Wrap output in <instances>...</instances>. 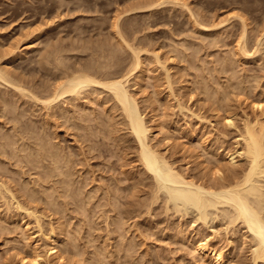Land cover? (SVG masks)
Instances as JSON below:
<instances>
[{
  "label": "rangeland",
  "instance_id": "obj_1",
  "mask_svg": "<svg viewBox=\"0 0 264 264\" xmlns=\"http://www.w3.org/2000/svg\"><path fill=\"white\" fill-rule=\"evenodd\" d=\"M163 1L164 0H159V4L160 2H163ZM174 1L175 0H167L166 2L169 4H166L164 2L163 5L160 6L158 5L157 0H0V62H1L0 71H4L6 72V74L8 73L6 79L9 80L8 84L6 81L4 82L0 80V86H2L0 87V104L2 103L0 105V114L3 116V118L5 117L3 119L2 116L0 115V129H1L0 130V154H1L0 158L2 159V160L0 159V174H1L0 185H3L4 183H5L4 185L8 184L6 186L9 187L11 192H13V194L17 197L16 200L20 202L22 206H25L26 209L29 208V211H32L31 209H33L32 212L34 216L36 215L35 217L33 215L28 216L29 215V213H27L29 212L28 210L27 211L16 210L17 212H15V208L11 206L10 203H9L10 205L8 204V202L10 201L9 200L10 195L5 194L7 197L4 196V198H2L1 190H0V199L2 200V202L0 200V225H1L0 226V264H21L19 260L20 255L22 256L25 251L27 253H30V250L32 253L33 247L39 248V251L42 254V258H43L42 264L44 263L45 264H66V263L70 264V262L71 264L72 263L79 264L78 262L79 259H80V264L82 263L84 264L87 261L88 262L86 264H88L89 262H90L89 264L91 263L96 264L97 262H98L97 264H104V263L106 264H128V262L129 264H134V263L136 264H140V263L141 264H215V261L212 260L211 258H207L203 260L200 257L199 253H196L195 249L193 250V248H195V245H196L195 244L196 240H198L199 238H202L203 236L206 237V239L209 238L211 248L212 249L215 248L214 250L216 253L222 254V256L225 259L224 260L225 264H251L252 263V258H250L251 257L250 251H252L253 249L252 248L253 246L251 245H254V244H252L253 239L251 237V234H249V232L247 233L245 232L247 230L243 225L241 226L242 224L241 222H236V225L235 224L233 225L235 227H233L232 224H230L231 218L229 215L227 218L223 210V209H227L230 212L229 207L227 208V207L219 206V208L215 210H202V209H198L194 207L193 204L190 205L187 202L186 204H183V202H181L180 199H179L180 202H178L177 199H175V195H176L174 194L175 191L173 190V193H170L172 192L171 190L174 189L172 186L171 187L170 185L161 186L159 184L161 187L160 188L158 183L155 182L156 181L155 177L152 176L149 172L147 174L146 169L143 167V165L140 162V158L138 157L139 148L135 141L134 136L131 135L130 133L131 131L129 129V126H127V121L123 116L124 114H122L123 110L121 111V107H119L114 102V100H112L111 92H108V90L102 87H99L98 89L96 87L97 89L96 92H98L97 94L95 95L90 94L91 97H88V94L90 93L89 92L87 96H85L86 98H84L83 95H81L79 99H77L78 102L76 100L75 101L72 100L71 95L65 96V98L63 99H66V102L63 103L60 100L58 101L60 102V104L56 102V104H58V107H57L58 111H57V108L54 110H51V109L49 110L48 107L46 108L44 106L45 104H43L42 102L43 100L46 101V99H48L49 96L54 92L53 90H55L56 84L60 85L59 83H62L65 81L64 79H66L67 74H73V73L76 74L77 72L78 73H81V72L88 73L96 77L98 76L97 79H100L99 81H102V82H108L114 78H119V76L120 77L124 76V73L128 74L126 71L130 72L129 71L130 69L131 71L134 70L132 69V67H133V64L135 63V56L132 57L133 53L131 54L132 51H130V48L128 46L131 44L130 46L131 48L132 46H134L132 50L136 49L138 50L137 51L138 53L140 51L139 55H140V59L142 60L141 62L143 64L141 65L140 69L143 70V71L141 70V72L143 73H139L140 69H137L136 72L132 71L135 73L132 74V77L130 78V82L127 84V89L134 98H137L136 100L138 101V104L140 103L139 107L141 106L140 109L142 113L144 114L143 117L145 119V122L147 123V126L149 127V129H151L150 132L152 135L150 134L149 136L150 137L149 145H152L153 150L155 149L159 155L161 154L162 156H164L163 158L167 160L166 162L169 161L168 164L171 163L170 164L171 166L175 165L174 169L176 167V170L178 172L180 171V173L182 174L185 173L184 175L187 178L194 179L198 181V183L203 182L202 180H204V182H209V180L213 177L211 175L214 172V170H212V173H211V168L216 167V165L213 166V164L211 163L212 162L214 164L217 163V162H214L215 161L214 155L217 159L219 156V155L216 156L215 152L218 151L217 154L221 152L219 159L220 160L222 158L223 159L220 162L221 163L224 162L222 165L224 167H227L228 161L226 160V157L224 158L222 156H225V153L227 154V151L234 152L236 151L237 148H239L240 150V147H239L240 145H237L238 140L240 139L239 138L240 134L238 133H240L239 131H241L240 128H243L244 126L243 123L245 122V120L247 121L249 119L250 122H255V120L258 118L257 120L260 119V121L264 123V111L257 110L254 107L256 103L257 105L258 103L261 105L264 104V0H177L175 1V3ZM181 4L183 5L180 6ZM188 11L190 14L188 13ZM191 16L193 17L191 18ZM239 17H242V18H239ZM241 19L243 22L241 21ZM116 20H118V22ZM115 23L118 26H116ZM243 24L246 25L247 28L246 26H243ZM199 25L201 27H199ZM115 28H117L118 30ZM243 30L246 31L247 34L245 33L244 35ZM120 36L123 38H121ZM240 37L242 40L240 39ZM244 37L246 41V43H244L247 48L246 50H249V53H253L254 51H256L254 54L255 56L253 55L248 58L247 55L242 54L243 52L239 53L241 52L240 48L239 49L237 48L239 47L238 45L241 41L244 42ZM238 39L240 40V42ZM215 41H217V43ZM125 42L128 43L127 47L123 45V44H126ZM124 46L128 49H126ZM186 46L187 48H185ZM142 48L143 50H141ZM257 49H258V54H256ZM152 55H155V57ZM241 55L242 56L244 55V57L242 58ZM227 56H230V57H227ZM157 58H160V59H157ZM232 58L233 59L235 58L237 60L234 59L233 61ZM230 60H232V62L233 63L235 62V63L233 64L232 62H230ZM191 61L193 62L191 63ZM226 61L229 63L226 64ZM48 64L51 66H49ZM101 65L102 66L104 65L105 69ZM107 65L111 66V68ZM76 67H78L79 69ZM192 67L193 68L196 67V68L193 69ZM99 68L103 69L102 72L100 71ZM4 69H6V71ZM90 69L93 71H91ZM88 70L90 73L88 72ZM98 72L100 73L98 74ZM110 74L115 77L111 76ZM107 75L110 77H108ZM116 75H119V76L117 77ZM168 75L169 77H167ZM106 78H108V81ZM168 78H170L171 80L169 81ZM203 79H207V80L203 81ZM11 82L14 87H18L19 89L14 88L11 85ZM20 83L23 84L24 87L23 85L20 86ZM203 83L205 84L203 85ZM173 85L174 87L173 89H171ZM205 85L206 87L207 86L210 87L209 89L211 90L213 88L214 91L213 90L212 91L214 93H215V90H218L216 92L220 94L215 93L214 95H216L217 96L216 97V96H213L212 94L213 92L210 93L209 91L206 93L204 91V89H206V87H204ZM223 86H225V89ZM233 86L234 87L237 86V89L236 87L234 88ZM51 87H53L54 89ZM199 87H201L203 90ZM222 88L223 90H221ZM240 88L241 90L242 89L244 90V93L243 91H240L242 92L241 94L239 93L238 90H240ZM22 90H24L23 93H22ZM249 90L251 91L250 93H249ZM222 91H226L227 94L229 93L228 96L231 98L229 97L227 98L226 96L227 94L224 95L225 93L221 94ZM19 92H21L22 94ZM235 92H238V93H235ZM41 93L42 94L44 93V94L42 95ZM30 94L34 95L33 97L35 100L32 99L33 98L32 96L30 97ZM206 95H209V96L206 97ZM222 95H223V98H222ZM212 96L216 97V99H213ZM92 98H94L93 99L94 101L92 100ZM97 98L99 101L97 100ZM225 98L226 100L228 99V101L230 102L232 101V102L230 103L226 101ZM1 99H2V102H1ZM30 99H32V101H30ZM36 99H39L41 102ZM24 100H25V103H24ZM221 104H224V106ZM18 105H19V108L17 107ZM62 105H63V108H62ZM180 105L181 107L184 105V107L180 108ZM216 105L218 106L216 107ZM101 107L103 108V110ZM219 107L221 108V111ZM15 108H18V109L16 110ZM223 108L224 110L222 112ZM102 111L103 113H101ZM224 111L227 113H225ZM83 112H86V114L84 113L85 114L84 115ZM31 113H33L32 114L33 116L31 115ZM43 113L44 115L42 116ZM62 113L64 115H62ZM224 114H225V117H223V119H226V120L221 119L222 116H224ZM94 115L96 116V118ZM229 116L232 117V119L235 120L238 124L235 122L234 123L232 122V124L231 125L229 124L230 125L229 126L228 125L229 121L227 119ZM64 117L65 118L67 117V118L65 119ZM227 121L228 123H226ZM56 122L58 124L60 123L59 124L60 126ZM124 122L125 124L123 125ZM125 125L127 126L126 129H125ZM235 125L237 129L235 128ZM88 126L90 129L88 128ZM41 129H43L44 131L46 129L45 131L46 133L43 130L41 131ZM80 131L85 132L86 135H84V133L83 135H81ZM11 132L13 134H11ZM29 132L31 133L33 132V133L31 134ZM236 133L238 135H236ZM53 134L55 135L54 137H53ZM14 136L15 138H13ZM55 137L56 139H54ZM207 138L210 140H208ZM8 140L10 142L16 141L12 143V146L13 144H15L13 146L14 147L13 149H12L10 142H9L10 144L5 143L6 141L8 142ZM40 140L43 141L42 143L44 145H53V146L55 145V147L60 148V151H62L63 155L65 156V159L66 158L69 160L71 159L70 161L67 160L69 161L71 165L66 160L62 161L63 160L62 159L59 161V159L57 158L58 163H59L58 166L59 165L60 166L54 167V165L57 164L56 163L57 160H54L52 156L51 158L50 155H49L50 158L49 157L45 158L46 155L44 156L40 154L42 157L45 158L43 159L44 161L41 162L40 159L42 158L40 157V155H37L36 153L37 152L36 149L38 147L43 146L41 145V146L36 147L38 144H41ZM34 141L38 143H35ZM51 141L52 142L54 141L53 144ZM44 142L45 143L49 142L50 144H45ZM7 144L9 146H7ZM23 144L24 146L26 145L27 147L26 146L24 147ZM199 144L201 145L200 147H199ZM210 144H212V146ZM209 146L212 148H210ZM216 146L217 148L219 147L220 148L217 149ZM1 148L3 149L1 150ZM18 148L26 150V152ZM89 149H90V152L92 151L91 153L89 152ZM210 149L212 152L209 151ZM204 150L208 153H206ZM24 152H25V155L28 154L27 159L23 158V156L26 157L23 154ZM14 153H17V155L20 157H18L17 155L15 156ZM3 155H4V158H3ZM211 156H213L214 161L212 160L213 158ZM5 157H6V160H4ZM18 158H20L19 161H18ZM209 158L211 159V162ZM9 159L11 160V162ZM50 159L51 160L53 159L55 161V164L53 163L54 161H51ZM26 160L27 161L29 160V162H27ZM35 160L36 161L38 160V161L36 162ZM30 161H32V163L37 166H33V164H30L31 167H29L28 163H30ZM45 162L48 164H46ZM244 162L245 160L240 161L239 162L240 166H236V167L237 168L242 167L243 165L241 164H244ZM86 164H88V166ZM38 165H40L41 167L40 166L38 167ZM61 165L62 166L64 165V166L62 167ZM67 165L69 169L68 167H66ZM209 165H211L210 169H209ZM10 166L13 168H11ZM25 167L27 168V170L23 169ZM35 167H36V171H34ZM52 168H56V169H54V171L51 172L53 170ZM47 169L48 170L52 169V170L48 172ZM70 169L73 171L70 172ZM226 169L227 168H225V170ZM238 169L240 170L241 168H238ZM21 170L24 173H22ZM42 170H44L45 172ZM67 170L69 171L68 175L70 176L66 174V172H68ZM205 171L208 174H210L211 177L208 174H206ZM60 172H61L60 175L64 173L63 179L61 178L59 174H57ZM72 172H75V173L70 174ZM47 173L49 174L48 176H47ZM262 174L263 173L260 174L261 176L259 175L260 177L259 179L257 178V181L258 180L261 181V182L258 181V183L259 184L262 183V186H263L264 185L263 184L264 174L263 175ZM11 175H12V178H11ZM45 175L48 177V179ZM32 176H36L35 179L37 180H35L34 177ZM59 176H60V179L58 180ZM205 176H206V180L208 179L207 178L208 176L210 177V179L206 181L204 179ZM40 177H43L44 179L46 178V180H48V184L46 180H43V178H40ZM217 178L219 182V177L217 176ZM8 179L10 181H8ZM11 179L14 183L11 182ZM56 179L58 181H61L62 179L64 181L63 184L67 182L68 187H66L67 184L63 185L62 181H61V184H62L61 185L60 182H58ZM17 180L20 182H18ZM80 180H82V182ZM28 181H31V182L29 183ZM70 181H72V183H74L75 181L74 185H72ZM77 181L78 183H76ZM86 181H89L88 182L89 184ZM2 182L3 184H1ZM34 182H36L37 184ZM40 182L43 183V188ZM216 182L217 181H215V183ZM31 183L34 184V186ZM12 185H15V186L12 187ZM24 185L25 186L28 185L27 189L30 187V189H32L33 191H30L28 189L29 190L28 192L26 191V189L25 190L22 189L21 187L26 188L24 187ZM59 185H61L62 187ZM63 186L66 187L68 190H65ZM118 186L120 188V191H118L119 190V188H117ZM157 186H158V189L160 188V191L157 189ZM60 187L61 189H59ZM80 188H82L83 190ZM108 188H110L111 190ZM20 191H22V193L26 191V194L27 192L30 194L31 192L35 191L34 195L38 196L37 194H39V196L38 198L35 196L37 198L36 199L32 196L33 193H31L32 199L34 198L35 200H37V202L38 201L39 202L38 203L36 202V204H34L35 203L34 200L27 201L29 200L30 196H28L27 194L28 197H25L26 195L25 192L21 196ZM67 191L68 193H66ZM84 191L86 194L85 193L83 194ZM90 191H92V193ZM262 191L264 192V188L262 189ZM94 192L96 193L95 196H94ZM156 192H158V194ZM43 193H45L46 196H44L45 194L43 195ZM40 194H42L43 196ZM47 194H50V195H47ZM73 194H74L73 198H71L72 196L71 197L68 196V195H73ZM66 195H67V199L69 200H65ZM170 195H172L174 201ZM47 196L49 197V199L51 196V199L50 200L47 199ZM76 196H78V199ZM90 196L93 198H90ZM89 198L91 201H88ZM4 199L6 203L4 202ZM92 199L93 200L95 199V201L93 202ZM110 199L113 201V203L112 201H110ZM116 199L118 201H116ZM47 200H49L51 204H49ZM64 200L66 201V203ZM78 200L81 203H79ZM71 201H74L75 203ZM23 202L24 203L28 202L27 203L28 206L24 204ZM32 202H34L33 205H32ZM60 203L63 206L60 205ZM97 203L98 205H96ZM4 204H6L7 206L6 205L4 206ZM43 204L44 206L46 205L45 206L47 207L46 209L44 208ZM74 204L75 206L77 205L76 206L77 208L74 206ZM81 204L83 205L87 204L88 206L87 209H86V206H83ZM104 204H107V206ZM113 205H115L117 209L114 208ZM8 206L10 208L12 207L13 210L12 208L9 209ZM35 206L38 208V210ZM82 206L84 208H82ZM92 207L93 208L95 207V208L93 209ZM98 207L100 209H98ZM166 207L169 208V211ZM61 208H62L63 213L62 211H60ZM120 208H122L123 210ZM43 209L44 211L46 210L47 212L49 211L50 213L49 212L47 213L46 211L44 212ZM78 209H80L81 212H79L80 210ZM82 209L86 210L84 211L85 214L83 213ZM117 210H120V211H117ZM140 210L142 212H140ZM90 211L91 213H94V215L96 216H94L93 214H89ZM130 212L133 215H131ZM8 213L10 214L8 215ZM40 215L41 216L43 215V217H40ZM78 215H80V217ZM105 216L109 218L106 217L105 219ZM119 216L121 217L122 220L123 219L124 220L122 221L119 218ZM31 217H33L34 219ZM37 217L40 218L39 221L42 219L41 220L42 227L40 228V233H39V227L36 223L37 221L35 220L37 219ZM64 217H66V219ZM1 219H2V222H1ZM112 220L114 224L112 223ZM115 220H116V223H115ZM91 221L94 223H91ZM85 222L87 223L85 224ZM118 222L121 223L120 227H121L122 232L118 230L120 229V227L118 229L116 228L117 226H119L117 225ZM104 223H107V224L104 225ZM94 225L97 228L94 227ZM79 226H81V229ZM1 227H4L5 229ZM1 229H4V231ZM14 229H15V234H14ZM61 229L62 230L64 229V231L62 232ZM65 230L67 231L69 237H66L67 233L65 232ZM91 230H92V233H91ZM51 231H55L58 238L60 237L59 238L60 242L58 244L60 243L61 244L58 246H63L64 244L66 245L65 247H67L66 248L67 251L65 250L64 246H63L64 251H62L63 247L61 248L62 250L60 249L62 256L63 255L65 256L67 252V256L65 257L63 256V259H61V262H59L60 260H58L57 258L53 259L49 257V254L46 253L48 249V242H47L48 237L47 236L48 234H50ZM41 235H42V238H41ZM137 235H138V238H137ZM177 236L179 237L177 238ZM71 237H75V238H71ZM107 237L109 238V240L105 239ZM70 238L71 240L72 239L74 240L71 241ZM130 238L132 239L130 240ZM133 238L135 239V241H133ZM125 239H128V240H125ZM211 239L214 241H211ZM75 240L77 243L76 245L74 242ZM39 241L41 242L39 243ZM130 241L133 242L132 245ZM28 242L31 244H29ZM73 242H74V245H73ZM104 242L105 244L106 243L108 244L105 245ZM24 243L26 245L28 244L29 245L26 246ZM128 243L132 246V248L128 247L130 246L128 245ZM18 244H19V248L17 246ZM78 244L79 246H77ZM102 244H103V247H102L103 249L101 248ZM30 245H32L31 246L32 248L30 247ZM68 245L70 248L68 247ZM76 246L81 249V250L79 249L80 251L78 250L79 252L77 251L78 248L74 249L75 252L73 251V247H76ZM126 248H128L129 251L130 249L132 250V253L130 251V255H129V252L127 251L128 249L125 250ZM93 251L95 252L93 253ZM124 252H125V255H124ZM14 253H17V254H14ZM69 253L71 254V256L69 255ZM76 253L78 255V259L77 257L73 255V254L76 255ZM79 255L80 256L83 255L82 259L79 257ZM102 256L105 257V258L103 257L105 262L102 261L103 260V258L101 259ZM98 257L100 258L98 259ZM76 260H77V263H76Z\"/></svg>",
  "mask_w": 264,
  "mask_h": 264
},
{
  "label": "bare ground",
  "instance_id": "obj_2",
  "mask_svg": "<svg viewBox=\"0 0 264 264\" xmlns=\"http://www.w3.org/2000/svg\"><path fill=\"white\" fill-rule=\"evenodd\" d=\"M158 1V5H163V3L165 2L166 4H169V3H167L165 0L163 1V2H160V4H159V0H157ZM175 1H177V0H175ZM175 1H174V3H175ZM153 2V1H152ZM188 2V1H187ZM171 3V2H170ZM145 4V3H144ZM152 4V3H151ZM188 4V3H187ZM190 4V3H189ZM155 5V4H154ZM157 5V4H156ZM183 4H181L180 6H182ZM159 6V7H160ZM176 6V5H175ZM150 7V6H149ZM152 7V6H151ZM184 7V6H183ZM187 9V8H186ZM190 11V10H189ZM189 11H188V13H189ZM191 12V11H190ZM190 14V13H189ZM196 14V13H195ZM190 16V15H189ZM237 16V15H236ZM236 16H235V18H236ZM193 16H191V18H192ZM198 17V16H197ZM232 17V16H231ZM239 18H242V17H239ZM196 19H198V18H196ZM196 19H194V20H196ZM201 19H202V17H201ZM204 19V18H203ZM193 20V21H194ZM117 22H118V20H116ZM204 21V20H203ZM207 21V20H206ZM226 21V20H225ZM241 21H242V19H241ZM240 21V22H241ZM245 21V20H244ZM195 22H197V21H195ZM201 22V21H200ZM243 22V21H242ZM116 24V23H115ZM196 24V23H195ZM198 24V23H197ZM201 25V24H200ZM199 25V27H201ZM116 26H118L117 24H116ZM195 26V25H194ZM193 26V27H194ZM198 26V25H197ZM243 26H246V25H244L243 24ZM205 27V26H204ZM203 27V28H204ZM211 27H213V26H211ZM217 28V27H216ZM246 28H247V26H246ZM115 29H117V28H115ZM200 29V28H199ZM205 29V28H204ZM118 30V29H117ZM116 30V31H117ZM206 30V29H205ZM246 30V29H245ZM115 31V32H116ZM195 31V30H194ZM210 31V30H209ZM248 31V30H247ZM118 32V31H117ZM201 33V32H200ZM241 33V32H240ZM243 33H244V35H245V33H246V31H244L243 30ZM247 34V33H246ZM241 35V34H240ZM243 36V35H242ZM248 36V35H247ZM121 37V36H120ZM219 37V36H218ZM121 38H123V37H121ZM120 38V39H121ZM207 38V37H206ZM119 39V40H120ZM240 39H241V37H240ZM246 39H248V38H246ZM127 40V39H126ZM206 40V39H205ZM208 40V39H207ZM239 40V39H238ZM242 40V39H241ZM121 42V41H120ZM216 43H217V41H215ZM239 42H240V40H239ZM248 42V41H247ZM126 43V42H125ZM206 43V42H205ZM244 43H246V41H245V37H244V42L243 41H241L240 43H239V47L237 48V49H239L240 48V51L241 52H239V53H242V54H245V55H247L248 56V58L250 57V56H253L254 54H255V52L256 51H254L253 53H249V50H246L247 48H246V46H245V44ZM108 44V43H107ZM127 44L128 43H126V44H123V45H125L126 47H127ZM209 44V43H208ZM257 44V43H256ZM100 45V44H99ZM133 45V44H132ZM237 45V44H236ZM258 45V44H257ZM106 46V45H105ZM110 46V45H109ZM124 46V47H125ZM129 46V48H130V51H132L131 52V54H132V57L133 56H135V63L133 64V67H132V69H134V70H132V71H137V69H140V67H141V65H143L142 64V60L140 59V55H139V53H140V51H139V53L137 52L138 50H136V49H134V50H132V48H134V46H132V48L130 47L131 46V44L130 45H128ZM140 46V45H139ZM215 46V45H214ZM241 46V47H240ZM62 47V46H61ZM125 47V48H126ZM248 47V46H247ZM101 48V47H100ZM105 48V47H104ZM111 48H112V46H111ZM177 48V47H176ZM185 48H187V46L185 47ZM208 48V47H207ZM250 48V47H249ZM69 49V48H68ZM126 49H128V48H126ZM178 49V48H177ZM65 50V49H64ZM98 50H99V48H98ZM102 50V49H101ZM135 50H136V52H135ZM140 50V49H139ZM141 50H143V48L141 49ZM252 50V49H251ZM95 51V50H94ZM111 51V50H110ZM114 51V50H113ZM145 51V50H144ZM175 51H176V49H175ZM202 51V50H201ZM235 51V50H234ZM55 52H56V50H55ZM60 52V51H59ZM103 52V51H102ZM109 52V51H108ZM120 52V51H119ZM118 52V53H119ZM174 52V51H173ZM230 52V51H229ZM61 53V52H60ZM101 53V52H100ZM110 53V52H109ZM115 53V52H114ZM114 53H113V55H114ZM178 53V52H177ZM181 53V52H180ZM238 53V54H239ZM108 54V53H107ZM228 54V53H227ZM232 54H234V53H232ZM231 54V55H232ZM256 54H258V49H257V53ZM103 55V54H102ZM109 55V54H108ZM111 55V54H110ZM174 55V54H173ZM192 55V54H191ZM229 55V54H228ZM52 56V55H51ZM96 56V55H95ZM95 56H94V58H95ZM107 56V55H106ZM152 56H154L155 57V55H152ZM177 56V55H176ZM196 56V55H195ZM233 56V55H232ZM242 56V55H241ZM255 56V55H254ZM49 57H50V55H49ZM65 57V56H64ZM100 57V56H99ZM102 57V56H101ZM119 57V56H118ZM159 57V56H158ZM226 57V56H225ZM227 57H230V56H227ZM244 57V55L242 56V58ZM48 58V57H47ZM56 58V57H55ZM58 58V57H57ZM59 58H60V56H59ZM62 58V57H61ZM103 58V57H102ZM109 58V57H108ZM153 58V57H152ZM186 58H187V56H186ZM46 59V58H45ZM118 59V58H117ZM134 59V58H133ZM143 59V58H142ZM157 59H160V58H157ZM156 59V60H157ZM235 59V58H234ZM234 59L232 58V60L234 61ZM253 59V58H252ZM48 60V59H47ZM57 60V59H56ZM59 60V59H58ZM67 60V59H66ZM101 60V59H100ZM112 60V59H111ZM188 60V59H187ZM186 60V61H187ZM194 60V59H193ZM226 60V59H225ZM225 60H224V62H225ZM232 60H230V62H232ZM235 60H237V59H235ZM63 61H64V59H63ZM114 61V60H113ZM134 61V60H133ZM47 62V61H46ZM59 62V61H58ZM106 62V61H105ZM132 62V61H131ZM158 62V61H157ZM161 62V61H160ZM193 61H191V63H192ZM1 63V62H0ZM48 63V62H47ZM50 63V62H49ZM98 63V62H97ZM96 63V64H97ZM144 63V62H143ZM227 63H229V62H227L226 61V64ZM233 63V62H232ZM235 63V62H234ZM233 63V64H234ZM110 64H111V62H110ZM117 64V63H116ZM201 64V63H200ZM220 64H222V63H220ZM224 64V63H223ZM46 65V64H45ZM49 65V64H48ZM59 65H61V64H59ZM63 65V64H62ZM70 65V64H69ZM105 65V64H104ZM104 65L102 66L103 68H104ZM131 65V64H130ZM160 65H162V64H160ZM229 65H231V64H229ZM228 65V66H229ZM49 66H51V65H49ZM68 66V65H67ZM94 66H96V65H94ZM107 66H109V65H107ZM121 66V65H120ZM119 66V67H120ZM129 66V65H128ZM224 66V65H223ZM227 66V67H228ZM46 67V66H45ZM54 67V66H53ZM60 67V66H59ZM92 67V66H91ZM106 67V66H105ZM110 68H111V66H109ZM164 67H166V66H164ZM5 68V67H4ZM65 68V67H64ZM76 68H78V67H76ZM96 68V67H95ZM107 68V67H106ZM113 68V67H112ZM116 68V67H115ZM123 68V67H122ZM130 68H131V66H130ZM193 68V67H192ZM194 68H196V67H194ZM193 68V69H194ZM226 68V67H225ZM10 69V68H9ZM55 69V68H54ZM79 69V68H78ZM98 69V68H97ZM100 69V68H99ZM105 69V68H104ZM166 69V68H165ZM198 69V68H197ZM201 69V68H200ZM224 69V68H223ZM5 71H6V69H4ZM91 70V69H90ZM102 70L103 69H100V71L102 72ZM106 70H108V69H106ZM111 70V69H110ZM121 70V69H120ZM127 70H129V69H127ZM141 70L142 69H140V72H139V70H138V72L139 73H143V72H141ZM70 71V70H69ZM72 71V70H71ZM78 71V70H77ZM91 71H93V70H91ZM130 72H128V71H126L128 74H126V73H124V76H119V75H116L117 77L119 76V78H114V79H112V80H110V81H108V78H106L107 79V81L108 82H102V81H99L100 79H97V77L96 76H93V75H90V74H88V73H76V74H67V76H66V79H64L65 81L64 82H62V83H59L60 85H58V84H56V88H55V90H53L54 92L49 96V98L48 99H46V101L45 100H43L42 102H43V104H45L44 106L47 108L48 107V109L50 110H54V109H56L57 107H58V104H56V102H58L59 100L60 101H62L63 103L64 102H66V99H63V98H65V96H68V95H71L72 97H71V99L72 100H76L77 101V99H79V97L81 96V95H83V97L84 98H86L85 96H87V94H88V97H91V95L90 94H93V95H95V94H97L98 92H96V90L99 88V87H102V88H104V89H106V90H108V92H111L112 94V100H114V102L119 106V107H121V111L123 110V113L122 114H124L123 116H124V118L126 119V121H127V126H129V129H130V133H131V135H133L134 136V138H135V141H136V143H137V145H138V148H139V158H140V162H141V164L143 165V167L146 169V171H147V174H148V172L152 175V176H154L155 177V179H156V181L155 182H157L158 183V185L160 184L161 186H167V185H170V187L172 186L174 189H172L171 191L172 192H170V193H173V190L175 191V193L174 194H176L175 195V199H177V201L178 202H180V200H181V202H183V204H186V202L187 203H189L190 205L191 204H193L194 205V207H196V208H198V209H202V210H215V209H218L219 208V206L221 207H229L230 209V212L227 210V209H223L224 210V213H225V216H227V218H228V215L230 216V218H231V223L230 224H232V226L235 224L236 225V222H241L242 224H241V226L243 225L245 228H246V230L247 231H245L246 233L247 232H249V234H251V237H252V244H254V245H251V246H253L252 248V251H250L251 253V257L250 258H252V263L251 264H264V192L262 191V189L264 188V185L262 186V183H258V181H257V178L259 179V177L261 176L260 174L261 173H263L264 174V123H262L261 121H260V119L259 120H257L256 118V120H255V122H250L249 121V119L246 121L245 119V122L243 123L244 124V126H243V128H240V126H239V128H240V130L241 131H239L240 133H238V134H240L239 135V140H238V143H237V145H240L239 147H240V150H239V148H237L236 149V151H234V152H228L227 151V154L225 153V156H222V157H226V160L228 161L227 162V164H228V166L227 167H224L222 164L224 163L223 161V163H221L220 161L223 159H219L220 157V153L221 152H219V154H217L218 153V151L217 152H215V154H216V156L217 155H219L218 156V159L215 157V155H214V158H215V161H214V158H213V156H211L213 159V161L214 162H217V163H211V164H213V166H215L216 165V167H212L211 168V173H212V170H214V172H213V174L211 175V176H213L211 179H210V174H208L206 171V174H208L209 176L207 177L208 179L207 180H209V182H204V180H202L203 182H199L198 183V181H196V180H194V179H189V178H187L184 174H182V173H180V171L178 172L177 170H176V167H175V169H174V166L172 167L170 164L171 163H169L168 164V162H166L167 160L165 159V158H163L164 156H162L161 154L159 155L158 154V152H156V150L154 151L153 150V146L152 145H149L150 143V141H149V136H150V134H151V129H149V127L147 126V123L145 122V119H144V117H143V113H142V111H141V109H140V107H139V104H138V101L136 100L137 98H134L132 95H131V93L128 91V89H127V84L130 82V78L132 77V74L133 73H135V72H132L131 71V69L129 70ZM143 71V70H142ZM68 72V71H67ZM88 72H89V70H88ZM96 72H97V70H96ZM111 72V71H110ZM145 72V71H144ZM198 72V71H197ZM202 72V71H201ZM63 73V72H62ZM90 73V72H89ZM100 72H98V74H99ZM105 73V72H104ZM122 73V72H121ZM8 74V73H7ZM7 74H6V72H4V71H0V80H2V81H6L7 82V84H8V81L9 80H7L6 78H7ZM11 74V73H10ZM66 74V73H65ZM97 74V73H96ZM103 74V73H102ZM108 74V73H107ZM119 74V73H118ZM126 74V75H125ZM201 74V73H200ZM199 74V75H200ZM111 75V74H110ZM197 75V74H196ZM202 75V74H201ZM9 76V75H8ZM62 76V75H61ZM65 76V75H64ZM103 76V75H102ZM101 76V77H102ZM108 76V75H107ZM111 76H113V75H111ZM140 76H142V75H140ZM10 77V76H9ZM105 77H106V75H105ZM108 77H110V76H108ZM113 77H115V76H113ZM136 77V76H135ZM145 77V76H144ZM167 77H169V75L167 76ZM198 77V76H197ZM201 77V76H200ZM203 77H205V76H203ZM56 78V77H55ZM61 78V77H60ZM133 78H134V76H133ZM143 78V77H142ZM235 78V77H234ZM9 79V78H8ZM12 79V78H11ZM62 79V78H61ZM106 79H105V81H106ZM169 79V81L171 80L170 78H168ZM232 79V78H231ZM237 79V78H236ZM60 80V79H59ZM140 80H142V79H140ZM202 80V79H201ZM204 80H207V79H203V81ZM209 80V79H208ZM234 80V79H233ZM1 81V82H2ZM11 81V80H10ZM19 81V80H18ZM22 81H23V79H22ZM173 81V80H172ZM235 81H237V80H235ZM239 81V80H238ZM14 82V81H13ZM59 82V81H58ZM175 82V81H174ZM10 83V82H9ZM54 83V82H53ZM140 83V82H139ZM170 83V82H169ZM172 83V82H171ZM230 83V82H229ZM205 83H203V85H204ZM207 84V83H206ZM211 84V83H210ZM220 84V83H219ZM246 84V83H245ZM10 85V84H9ZM11 85H12V82H11ZM15 85V84H14ZM16 85H17V83H16ZM21 85H23V84H21L20 83V86ZM27 85V84H26ZM51 85V84H50ZM130 85V84H129ZM169 85V84H168ZM171 85V84H170ZM235 85V84H234ZM236 85H238V84H236ZM240 85V84H239ZM13 86V85H12ZM18 86H19V84H18ZM35 86V85H34ZM33 86V87H34ZM136 86V85H135ZM202 86V85H201ZM213 86V85H212ZM220 86V85H219ZM249 86H251V85H249ZM253 86V85H252ZM0 87H2V86H0ZM14 87V86H13ZM23 87H24V85H23ZM26 87V86H25ZM47 87V86H46ZM96 87H97V89H96ZM131 87V86H130ZM170 87V86H169ZM173 87H174V85L172 86V88L171 89H173ZM204 87H206V85L204 86ZM208 87V86H207ZM206 87V89H204V91L207 93V92H209L210 91V93L211 92H213L214 90H213V88H212V90L211 89H209L210 87H208L207 88ZM224 87V89H225V86H223ZM234 87V86H233ZM236 87V89H237V86H235ZM234 87V88H235ZM240 87V86H239ZM14 88H17V89H19L18 87H14ZM32 88V87H31ZM51 88H53V87H51ZM101 88V89H102ZM199 88H201V87H199ZM229 88V87H228ZM232 88V87H231ZM247 88V87H246ZM22 89V88H21ZM30 89V88H29ZM28 89V90H29ZM54 89V88H53ZM202 89V88H201ZM200 89V90H201ZM233 89V88H232ZM239 89V88H238ZM245 89V88H244ZM249 89V88H248ZM47 90H48V88H47ZM105 90V91H106ZM170 90V89H169ZM175 90V89H174ZM203 90V89H202ZM221 90H223V88L221 89ZM226 90H227V88H226ZM234 90V89H233ZM252 90V89H251ZM16 91V90H15ZM23 91L24 90H22V93H23ZM31 91V90H30ZM29 91V92H30ZM100 91V90H99ZM203 91V92H204ZM216 91H218V90H215V93L216 94H220V93H217ZM219 91H220V89H219ZM229 91V90H228ZM232 91V90H231ZM235 91V90H234ZM237 91V90H236ZM239 91V93L241 94L242 92H240V91H243V93H244V90L242 89L241 90V88H240V90H238ZM246 91H247V89H246ZM27 92V91H26ZM37 92V91H36ZM44 92V91H43ZM96 92V93H95ZM172 92H173V90H172ZM175 92V91H174ZM251 91L249 90V93H250ZM17 93V92H16ZM19 93H21V92H19ZM21 93V94H22ZM100 93V92H99ZM202 93V92H201ZM214 92L212 93L213 94V96H216V95H214L215 94ZM225 93V94H224ZM235 93H238V92H235ZM234 93V94H235ZM27 94V93H26ZM38 94V93H37ZM42 94V93H41ZM40 94V95H41ZM44 94V93H43ZM42 94V95H43ZM101 94V93H100ZM203 94V93H202ZM221 94H224V95H226L227 94V92L226 91H222L221 92ZM229 94V93H228ZM228 94L226 95L227 96V98L229 97L228 96ZM246 94V93H245ZM245 94H243V95H245ZM7 95V94H6ZM13 95H14V93H13ZM48 95V94H47ZM90 95V96H89ZM99 95V94H98ZM135 95V94H134ZM173 95V94H172ZM211 95V94H210ZM239 95V94H238ZM248 95V94H247ZM10 96V95H9ZM27 96V95H26ZM33 97L34 95H31L30 94V97ZM36 96V95H35ZM74 96V97H73ZM106 96V95H105ZM171 96V95H170ZM207 96H209V95H206V97ZM212 96V97H213ZM221 96V95H220ZM39 97V96H38ZM37 97V98H38ZM48 97V96H47ZM46 97V98H47ZM88 97H87V99H88ZM93 97V96H92ZM98 97V96H97ZM111 97V96H110ZM205 97V98H206ZM217 97V96H216ZM216 97H213V99H216ZM24 98H25V96H24ZM27 98H29V97H27ZM26 98V99H27ZM74 98V99H73ZM101 98V97H100ZM175 98V97H174ZM209 98V97H208ZM207 98V99H208ZM211 98V97H210ZM222 98H223V95H222ZM229 98H231V97H229ZM21 99V98H20ZM32 99H34V97L32 98ZM32 99H30V101H32ZM61 99H63V100H61ZM70 99V98H69ZM94 98H92V100H93ZM109 99H111V98H109ZM171 99V98H170ZM206 99V100H207ZM213 99H212V101H213ZM217 99H219V98H217ZM6 100V99H5ZM35 100V99H34ZM34 100H33V102H34ZM36 100H39V99H36ZM85 100V99H84ZM97 100H98V98H97ZM111 100V101H112ZM225 100H226V98H225ZM40 101V100H39ZM45 101V102H44ZM82 101V100H81ZM86 101V100H85ZM90 101V100H89ZM94 101V100H93ZM99 101V100H98ZM226 101H228V99L226 100ZM225 101V102H226ZM241 101V100H240ZM1 102H2V99H1ZM4 102V101H3ZM8 102V101H7ZM29 102V101H28ZM36 102V101H35ZM41 102V101H40ZM61 102V103H62ZM78 102V101H77ZM113 102V101H112ZM217 102V101H216ZM228 102H230V101H228ZM232 102V101H231ZM230 102V103H231ZM258 102H260V101H258ZM6 103V102H5ZM24 103H25V100H24ZM37 103V102H36ZM35 103V104H36ZM59 104H60V102H58ZM68 103V102H67ZM72 103V102H71ZM148 103V102H147ZM179 103V102H178ZM211 103V102H210ZM220 103H222V102H220ZM2 104V103H1ZM0 104V105H1ZM4 104V103H3ZM41 104V103H40ZM55 104V105H54ZM74 104H76V103H74ZM80 104V103H79ZM93 104V103H92ZM154 104V103H153ZM182 104V103H181ZM219 104V103H218ZM234 104V103H233ZM31 105V104H30ZM34 105V104H33ZM37 105V104H36ZM69 105V104H68ZM72 105V104H71ZM70 105V106H71ZM94 105V104H93ZM214 105V104H213ZM221 105H223L224 106V104H221ZM264 105V104H263ZM263 105H261V104H259L258 103V105H257V103H256V105L254 106L257 110H260V111H264V106ZM27 106V105H26ZM29 106V105H28ZM73 106V105H72ZM79 106V105H78ZM85 106V105H84ZM95 106V105H94ZM106 106V105H105ZM104 106V107H105ZM114 106V105H113ZM145 106V105H144ZM218 105H216V107H217ZM220 106V105H219ZM226 106H227V104H226ZM232 106V105H231ZM252 106V105H251ZM18 108H19V105L17 106ZM22 107V106H21ZM36 107V106H35ZM60 107V106H59ZM66 107V106H65ZM89 107V106H88ZM97 107V106H96ZM152 107V106H151ZM150 107V108H151ZM184 107V105L181 107V105H180V108H183ZM213 107V106H212ZM216 107H214V108H216ZM222 107V106H221ZM12 108H14V107H12ZM18 108H15L16 110L18 109ZM32 108V107H31ZM62 108H63V105H62ZM69 108V107H68ZM71 108V107H70ZM81 108V107H80ZM100 108V107H99ZM102 108V107H101ZM115 108V107H114ZM220 108V107H219ZM229 108V107H228ZM4 109V108H3ZM36 109V108H35ZM61 109V108H60ZM76 109V108H75ZM78 109V108H77ZM106 109V108H105ZM144 109V108H143ZM149 109V108H148ZM22 110V109H21ZM42 110H43V108H42ZM68 110V109H67ZM81 110V109H80ZM100 110V109H99ZM102 110H103V108H102ZM115 110V109H114ZM152 110H153V108H152ZM223 110H224V108L222 109V112H223ZM230 110H232V109H230ZM7 111V110H6ZM29 111V110H28ZM31 111V110H30ZM46 111V110H45ZM57 111H58V108H57ZM60 111V110H59ZM62 111V110H61ZM90 111V110H89ZM93 111V110H92ZM95 111V110H94ZM98 111V110H97ZM101 111V110H100ZM184 111H185V109H184ZM211 111V110H210ZM220 111H221V108H220ZM18 112H20V111H18ZM32 112V111H31ZM51 112V111H50ZM63 112V111H62ZM66 112V111H65ZM77 112V111H76ZM79 112H81V111H79ZM180 112H182V111H180ZM225 112V111H224ZM231 112V111H230ZM229 112V113H230ZM27 113V112H26ZM36 113H38V112H36ZM42 113V112H41ZM47 113V112H46ZM55 113H56V111H55ZM59 113V112H58ZM86 114V112H83V114ZM88 113V112H87ZM91 113V112H90ZM101 113H103V111L101 112ZM213 113H215V112H213ZM225 113H227V112H225ZM5 114V113H4ZM33 113H31V115H32ZM51 114V113H50ZM84 114V115H85ZM216 114H218V113H216ZM256 114V113H255ZM1 115V114H0ZM6 115V114H5ZM11 115V114H10ZM13 115V114H12ZM16 115V114H15ZM44 115V113L42 114V116ZM56 115V114H55ZM61 115V114H60ZM62 115H64L63 113H62ZM61 115V116H62ZM111 115V114H110ZM109 115V116H110ZM145 115H147V114H145ZM221 115V114H220ZM219 115V116H220ZM233 115V114H232ZM2 116V115H1ZM25 116V115H24ZM33 116V115H32ZM47 116V115H46ZM49 116H51V115H49ZM54 116V115H53ZM57 116V115H56ZM75 116V115H74ZM78 116V115H77ZM83 116V115H82ZM87 116V115H86ZM95 116V115H94ZM112 116V115H111ZM218 116V117H219ZM227 116V115H226ZM234 116V115H233ZM238 116V115H237ZM247 116V115H246ZM263 116V115H262ZM59 117V116H58ZM70 117V116H69ZM91 117H93V116H91ZM223 117H225V114H224V116H222V118L221 119H223ZM230 117V116H229ZM227 118L228 119V121H229V123H228V121L226 122V123H228V125L230 124H232V122L234 123H237L235 120H233L232 119V117H230V118ZM235 117V116H234ZM2 118H3V116H2ZM5 118V117H4ZM3 118V119H4ZM40 118V117H39ZM39 118H38V120H39ZM46 118V117H45ZM51 118V117H50ZM65 118V117H64ZM63 118V119H64ZM67 118V117H66ZM65 118V119H66ZM88 118V117H87ZM95 118H96V116H95ZM101 118V117H100ZM115 118V117H114ZM262 118V117H261ZM43 119V118H42ZM53 119V118H52ZM82 119H83V117H82ZM86 119V118H85ZM116 119V118H115ZM243 119V118H242ZM15 120H17V119H15ZM50 120V119H49ZM54 120V119H53ZM59 120V119H58ZM121 120V119H120ZM215 120V119H214ZM218 120V119H217ZM223 120H226V119H223ZM11 121H13V120H11ZM64 121V120H63ZM88 121V120H87ZM89 121H91V120H89ZM93 121V120H92ZM124 121V120H123ZM251 121H253V120H251ZM26 122V121H25ZM45 122V121H44ZM47 122V121H46ZM50 122V121H49ZM54 122V121H53ZM67 122V121H66ZM86 122V121H85ZM111 122V121H110ZM148 122V121H147ZM217 122V121H216ZM1 123H3V122H1ZM30 123V122H29ZM43 123V122H42ZM51 123V122H50ZM55 123V122H54ZM57 123V122H56ZM68 123V122H67ZM69 123H70V121H69ZM80 123V122H79ZM91 123V122H90ZM104 123H106V122H104ZM213 123V122H212ZM10 124V123H9ZM48 124V123H47ZM46 124V125H47ZM52 124V123H51ZM58 124V123H57ZM60 124V123H59ZM58 124V125H59ZM66 124V123H65ZM94 124V123H93ZM92 124V125H93ZM97 124V123H96ZM109 124H111V123H109ZM108 124V125H109ZM125 124V122L123 123V125ZM211 124V123H210ZM224 124V123H223ZM238 124V123H237ZM5 125V124H4ZM22 125V124H21ZM20 125V126H21ZM67 125V124H66ZM76 125V124H75ZM74 125V126H75ZM95 125V124H94ZM98 125V124H97ZM105 125V124H104ZM149 125H150V123H149ZM227 125V124H226ZM225 125V126H226ZM227 125V126H228ZM229 125V126H230ZM234 125V124H233ZM10 126V125H9ZM12 126V125H11ZM16 126V125H15ZM31 126V125H30ZM60 126V125H59ZM96 126V125H95ZM101 126V125H100ZM110 126V125H109ZM126 125H125V129H126V127H127ZM212 126H213V124H212ZM8 127V126H7ZM42 127V126H41ZM53 127V126H52ZM94 127V126H93ZM107 127V126H106ZM242 127V126H241ZM2 128V127H1ZM6 128V127H5ZM15 128H17V127H15ZM43 128V127H42ZM88 128H89V126H88ZM152 128V127H151ZM235 128H236V125H235ZM4 129V128H3ZM9 129H10V127H9ZM49 129V128H48ZM90 129V128H89ZM213 129V128H212ZM237 129V128H236ZM243 129V130H242ZM1 130V129H0ZM5 130V129H4ZM12 130V129H11ZM14 130V129H13ZM16 130V129H15ZM21 130V129H20ZM32 130V129H31ZM30 130V131H31ZM43 129H41V131H42ZM77 130H78V128H77ZM81 130V129H80ZM95 130V129H94ZM193 130V129H192ZM215 130V129H214ZM33 131V130H32ZM44 131V130H43ZM45 131H46V129H45ZM44 131V132H45ZM57 131V130H56ZM91 131V130H90ZM97 131V130H96ZM5 132V131H4ZM18 132H19V130H18ZM22 132V131H21ZM25 132V131H24ZM50 132V131H49ZM79 132V131H78ZM81 132V131H80ZM101 132V131H100ZM192 132V131H191ZM218 132V131H217ZM238 132V131H237ZM16 133V132H15ZM29 133H31V132H29ZM33 133V132H32ZM31 133V134H32ZM42 133V132H41ZM40 133V134H41ZM46 133V132H45ZM44 133V134H45ZM83 133H84V135H86L85 134V132H81V135H83ZM91 133V132H90ZM102 133V132H101ZM234 133V132H233ZM11 134H13L12 132H11ZM27 134V133H26ZM96 134V133H95ZM197 134V133H196ZM237 133H236V135H238ZM9 135V134H8ZM16 135V134H15ZM20 135H21V133H20ZM25 135V134H24ZM28 135V134H27ZM79 135H80V133H79ZM78 135V136H79ZM97 135V134H96ZM100 135V134H99ZM103 135V134H102ZM110 135V134H109ZM152 135V134H151ZM194 135V134H193ZM202 135H204V134H202ZM220 135V134H219ZM29 136V135H28ZM27 136V137H28ZM33 136V135H32ZM37 136V135H36ZM55 135L53 134V137H54ZM89 136V135H88ZM190 136V135H189ZM214 136V135H213ZM224 136V135H223ZM44 137V136H43ZM52 137V136H51ZM59 137V136H58ZM82 137V136H81ZM203 137V136H202ZM205 137V136H204ZM13 138H15V136L13 137ZM20 138V137H19ZM30 138H31V136H30ZM36 138V137H35ZM38 138V137H37ZM41 138H42V136H41ZM45 138V137H44ZM46 138H48V137H46ZM86 138V137H85ZM84 138V139H85ZM96 138V137H95ZM95 138H94V140H95ZM133 138V137H132ZM214 138V137H213ZM222 138V137H221ZM11 139V138H10ZM22 139H24V138H22ZM54 139H56V137L54 138ZM53 139V140H54ZM75 139V138H74ZM82 139V138H81ZM103 139H104V137H103ZM206 139V138H205ZM208 139V138H207ZM234 139V138H233ZM15 140V139H14ZM18 140V139H17ZM27 140V139H26ZM34 140V139H33ZM44 140V139H43ZM46 140V139H45ZM52 140V139H51ZM106 140H108V139H106ZM201 140V139H200ZM208 140H210V139H208ZM2 141V140H1ZM4 141V140H3ZM20 141V140H19ZM31 141V140H30ZM38 141V140H37ZM41 141V140H40ZM76 141V140H75ZM83 141H85V140H83ZM199 141V140H198ZM10 141L8 140V142L6 141L5 143H8V144H10L11 143V146H12V143L13 142H16V141H13V142H10ZM18 142V141H17ZM28 142V141H27ZM35 142V141H34ZM43 141H41V144H38L36 147H38V146H41V145H43V146H41V147H38L37 149H36V153H37V155H40V154H42V155H46V157L45 158H48L49 157V155H50V157L52 156L53 157V159L54 160H57V158L59 159V161L60 160H62V161H67V160H69V159H65V156L63 155V153H62V151H60V148H58V147H55V145L53 146V145H44L43 143H42ZM52 142V141H51ZM54 142V141H53ZM53 142H52V144H53ZM55 142H56V140H55ZM88 142V141H87ZM90 142V141H89ZM236 142V141H235ZM33 143V142H32ZM35 143H38V142H35ZM34 143V144H35ZM40 143V142H39ZM45 143V142H44ZM83 143V142H82ZM2 144V143H1ZM7 144V146H9ZM30 144V143H29ZM45 144H50L49 142L48 143H45ZM61 144V143H60ZM85 144V143H84ZM88 144V143H87ZM91 144V143H90ZM152 144V143H151ZM197 144V143H196ZM195 144V145H196ZM200 144H201V142H200ZM199 144V147L201 146ZM203 144V143H202ZM215 144V143H214ZM234 144V143H233ZM15 144H13V146H14ZM33 145V144H32ZM83 145V144H82ZM168 145V144H167ZM211 146H212V144H210ZM217 145V144H216ZM223 145V144H222ZM5 146H6V144H5ZM12 146V149L14 148ZM22 146V145H21ZM20 146V147H21ZM23 146H24V144H23ZM26 146V145H25ZM24 146V147H25ZM193 146V145H192ZM220 146V145H219ZM2 147V146H1ZM24 147H22V148H24ZM27 147V146H26ZM34 147V146H33ZM60 147V146H59ZM64 147V146H63ZM62 147V148H63ZM91 147H92V145H91ZM94 147V146H93ZM206 147V146H205ZM210 147V146H209ZM43 148V149H42ZM83 148V147H82ZM86 148V147H85ZM90 148V147H89ZM210 148H212V147H210ZM216 148H217V146H216ZM220 148V147H219ZM219 148H217V149H219ZM223 148V147H222ZM236 148V147H235ZM234 148V149H235ZM3 148H1V150H2ZM18 149H20V148H18ZM28 149V148H27ZM35 149H34V151H35ZM199 149V148H198ZM206 149V148H205ZM16 150V149H15ZM20 150H22V151H25L26 152V150H23V149H20ZM19 150V151H20ZM62 150V149H61ZM80 150H82V149H80ZM84 150V149H83ZM202 150V149H201ZM214 150V149H213ZM223 150V149H222ZM225 150V149H224ZM231 150H233V149H231ZM40 151V152H39ZM205 151V150H204ZM209 151H211V149L209 150ZM216 151V150H215ZM25 152L23 153L24 155H25ZM29 152V151H28ZM62 154H61V153ZM65 152V151H64ZM89 152H90V149H89ZM92 152V151H91ZM90 152V153H91ZM206 152V151H205ZM212 152V151H211ZM6 153V152H5ZM4 153V154H5ZM13 153V152H12ZM18 153V152H17ZM17 153H14V155L16 156L17 155ZM66 153V152H65ZM64 153V154H65ZM76 153H78V152H76ZM79 153H81V152H79ZM83 153V152H82ZM138 153V152H137ZM191 153H193V152H191ZM206 153H208V152H206ZM10 154H11V152H10ZM22 154V153H21ZM27 154V153H26ZM31 154V153H30ZM69 154V153H68ZM195 154V153H194ZM193 154V155H194ZM7 155V154H6ZM28 155V154H27ZM27 155H25L26 157H24L23 155V158H25V159H27ZM35 155V154H34ZM36 155V156H37ZM71 155V154H70ZM213 155V154H212ZM222 155V154H221ZM0 156H1V154H0ZM9 156V155H8ZM7 156V157H8ZM12 156V155H11ZM18 156V155H17ZM35 156V157H36ZM68 156V155H67ZM88 156V155H87ZM203 156V155H202ZM18 157H20V156H18ZM32 157H33V155H32ZM32 157H30V158H32ZM40 157L42 158V159H40L41 160V162L42 161H44L43 159H45L44 157H42L41 155H40ZM49 157V158H50ZM51 157V158H52ZM54 157H56V158H54ZM69 157V156H68ZM76 157V156H75ZM79 157V156H78ZM196 157V156H195ZM198 157V156H197ZM3 158H4V155H3ZM13 158V157H12ZM15 158V157H14ZM23 158H22V160H23ZM38 158H39V156H38ZM37 158V159H38ZM70 158V157H69ZM138 158V159H139ZM200 158V157H199ZM198 158V159H199ZM202 158V157H201ZM1 159V158H0ZM19 159L20 158H18V161H19ZM51 160V161H54V160ZM77 159V158H76ZM2 160V159H1ZM4 160H6V157H5V159ZM10 160V159H9ZM32 160V159H31ZM39 160V159H38ZM37 160V161H38ZM39 160V161H40ZM47 160V159H46ZM45 160V161H46ZM49 160V159H48ZM71 160V159H70ZM69 160V161H70ZM73 160V159H72ZM202 160V159H201ZM205 160H207V159H205ZM209 160H210V162H211V159L209 158ZM242 160H245V162H244V164H241V165H243L242 167H238V168H241L240 170L236 167V166H240L239 165V162L240 161H242ZM27 161V160H26ZM36 161V160H35ZM36 161V162H37ZM69 161H67L68 163H69ZM5 162V161H4ZM7 162V161H6ZM9 162V161H8ZM10 162H11V160H10ZM17 162V161H16ZM21 162V161H20ZM27 162H29V160L27 161ZM34 162V161H33ZM208 162V161H207ZM209 162V163H210ZM14 163V162H13ZM22 163V162H21ZM25 163V162H24ZM44 163V162H43ZM46 163V162H45ZM54 164H55V161L53 162ZM57 164H55V165H57V166H55L54 165V167H59L58 166V160H57V162H56ZM202 163V162H201ZM226 163V162H225ZM235 163V164H234ZM1 164H2V162H1ZM29 164V167H31V165L30 164H33L32 163V161H30V163H28ZM27 164V165H28ZM46 164H48V163H46ZM60 164H61V162H60ZM63 164V163H62ZM64 164H65V162H64ZM67 164V163H66ZM70 164V163H69ZM173 164V163H172ZM207 164V163H206ZM9 165H10V163H9ZM16 165H17V163H16ZM20 165V164H19ZM22 165V164H21ZM44 165V164H43ZM51 165V164H50ZM53 165V164H52ZM71 165V164H70ZM87 166H88V164H86ZM225 165V164H224ZM4 166V165H3ZM24 166V165H23ZM33 166H37V165H34L33 164ZM40 165H38V167H39ZM46 166V165H45ZM49 166V165H48ZM62 166V165H61ZM64 166V165H63ZM62 166V167H63ZM11 167V166H10ZM41 167V166H40ZM66 167H68V165L66 166ZM72 167V166H71ZM90 167V166H89ZM208 167V166H207ZM210 167H211V165H209V169H210ZM222 167H224V168H222ZM11 168H13V167H11ZM17 168H18V166H17ZM34 168V167H33ZM32 168V169H33ZM47 168V167H46ZM225 168H227L226 170H225ZM20 169V168H19ZM22 169V168H21ZM23 169H26L27 170V168L25 167V168H23ZM53 169V170H52ZM52 169H47L48 170V172L49 171H51V172H53L54 171V169H56V168H52ZM62 169H64V168H62ZM68 169H69V167H68ZM208 169V168H207ZM206 169V170H207ZM8 170V169H7ZM38 170V169H37ZM41 170V169H40ZM78 170V169H77ZM91 170V169H90ZM205 170V169H204ZM22 171V170H21ZM34 171H36V167H35V170ZM42 171H44V170H42ZM68 171V170H67ZM71 171H73V170H71L70 169V172ZM208 171V170H207ZM4 172V171H3ZM17 172V171H16ZM26 172V171H25ZM28 172V171H27ZM39 172V171H38ZM45 172V171H44ZM59 172V171H58ZM77 172V171H76ZM89 172V171H88ZM185 172V171H184ZM7 173V172H6ZM22 173H24L23 171H22ZM43 173V172H42ZM73 173H75V172H72V173H70V174H73ZM4 174V173H3ZM2 174V175H3ZM51 174V173H50ZM57 174H61V172L60 173H57ZM56 174V175H57ZM64 174V173H63ZM63 174L62 175H60L61 176V178L63 179ZM66 174L68 175L69 174V171L68 172H66ZM204 174V173H203ZM262 174V175H263ZM6 175V174H5ZM19 175V174H18ZM26 175V174H25ZM49 174L47 173V176H48ZM80 175V174H79ZM205 175V174H204ZM260 175V176H259ZM0 176H1V174H0ZM9 176H10V174H9ZM17 176V175H16ZM20 176V175H19ZM31 176V175H30ZM30 176H28V177H30ZM46 176V175H45ZM46 176V177H47ZM60 176H59V178H58V180L60 179ZM68 176H70V175H68ZM207 176V175H206ZM206 176H205V180H206ZM217 176L219 177V182H218V178H217ZM4 177V176H3ZM32 177H34V179H35V177L36 176H32ZM52 177V176H51ZM56 177V176H55ZM64 177H65V175H64ZM81 177V176H80ZM188 177H190V176H188ZM203 177V176H202ZM5 178V177H4ZM11 178H12V175H11ZM38 178H39V176H38ZM40 178H43V177H40ZM66 178H68V177H66ZM70 178V177H69ZM72 178V177H71ZM74 178V177H73ZM84 178V177H83ZM153 178V177H152ZM194 178V177H193ZM1 179H3V178H1ZM14 179V178H13ZM16 179V178H15ZM19 179V178H18ZM47 179H48V177H47ZM61 179V181H62V184L64 183V181ZM87 179V178H86ZM91 179V178H90ZM154 179V178H153ZM5 180V179H4ZM7 180V179H6ZM30 180V179H29ZM31 180H32V178H31ZM35 180H37V179H35ZM39 180H41V179H39ZM43 180H46V178L44 179L43 178ZM57 180V179H56ZM57 180V181H58ZM76 180V179H75ZM82 180H84V179H82ZM82 180H80L81 182H82ZM206 180V181H207ZM221 180V181H220ZM8 181H10L9 179H8ZM18 181V180H17ZM22 181V180H21ZM52 181V180H51ZM53 181H55V180H53ZM61 181H58V182H60V184H61ZM73 181V180H72ZM72 181H70V183H72ZM79 181V182H80ZM201 181V180H200ZM214 181V182H213ZM215 181H217L216 183H215ZM263 181V180H262ZM11 182H13L12 181V179H11ZM18 182H20V181H18ZM17 182V183H18ZM29 183L31 182V181H28ZM27 182V183H28ZM38 182V181H37ZM46 182H47V184H48V180H46ZM80 182V183H81ZM84 182V181H83ZM87 183L89 182V181H86ZM259 182H261V181H259ZM14 183V182H13ZM22 183V182H21ZM34 183H36V182H34ZM41 184H42V188H43V183L42 182H40ZM56 183V182H55ZM69 183V184H70ZM74 183H75V181H74ZM74 183H72V185H74ZM76 183H78V181L76 182ZM94 183V182H93ZM96 183V182H95ZM1 184H3V182L1 183ZM5 184V183H4ZM3 184V185H4ZM23 184V183H22ZM32 184V183H31ZM37 184V183H36ZM39 184V183H38ZM54 184V183H53ZM52 184V185H53ZM59 184V183H58ZM61 184V185H62ZM65 184H67V182L65 183ZM65 184H63V185H65ZM82 184V183H81ZM85 184V183H84ZM89 184V183H88ZM87 184V185H88ZM264 184V183H263ZM0 185V190H1V197L2 198H4V196H6L5 194H9L10 195V201L8 202V204L10 203L11 204V206H13L14 208H15V212H17L16 210H19V211H21V210H23V211H29V208H25V206H22L21 204H20V202H18L16 199H17V197L13 194V192H11V190L9 189V187H7L6 185H8V184H6V185ZM19 185V184H18ZM21 185V184H20ZM33 186H34V184H32ZM50 185H51V183H50ZM55 185V184H54ZM61 185H59V186H61ZM78 185V184H77ZM91 185V184H90ZM160 185H159V187H160ZM10 186V185H9ZM13 186H15V185H12V187ZM28 186V185H27ZM27 186H25L24 185V187H26V188H23V187H21V186H19V187H21L22 189H26V191H28L29 192V190L30 191H33L32 189H30V187L27 189ZM40 186V185H39ZM45 186V185H44ZM89 186V185H88ZM87 186V187H88ZM17 187V186H16ZM37 187V186H36ZM49 187V186H48ZM54 187H56V186H54ZM53 187V188H54ZM62 187V186H61ZM61 187L59 188V189H61ZM64 187V186H63ZM66 187H68V184L66 185ZM66 187H64L65 188V190H68ZM71 187V186H70ZM69 187V188H70ZM80 187V186H79ZM84 187H85V185H84ZM97 187V186H96ZM101 187V186H100ZM113 187V186H112ZM45 188V187H44ZM89 188V187H88ZM117 188H119V186L117 187ZM161 188V187H160ZM160 188L158 189V186H157V189L160 191ZM163 188V187H162ZM169 188V187H168ZM18 189V188H17ZM40 189V188H39ZM52 189V188H51ZM73 189V188H72ZM80 189H82V188H80ZM93 189H94V187H93ZM102 189V188H101ZM106 189V188H105ZM108 189H110V188H108ZM113 189V188H112ZM156 189V190H157ZM16 190V189H15ZM50 190V189H49ZM53 190V189H52ZM62 190H64V189H62ZM83 190V189H82ZM97 190V189H96ZM111 190V189H110ZM157 190V191H158ZM170 190V189H169ZM18 191V190H17ZM26 191H24L25 192V194H26ZM36 191V190H35ZM35 191L34 192H31V193H33L32 194V196L34 197V198H38V196H39V194H37L38 196H36V195H34L35 194ZM39 191H41V190H39ZM56 191V190H55ZM70 191V190H69ZM102 191V190H101ZM118 191H120V188H119V190ZM16 192V191H15ZM21 192V196H22V194L24 193H22V191H20ZM27 192V194H28V196H30L31 197V199H30V197H29V200H27V201H32V200H34L35 201V203L34 202H32V205H33V203L34 204H36V202H37V200H35L34 198L32 199V196H31V193L29 194ZM41 192H43V191H41ZM40 192V193H41ZM50 192V191H49ZM61 192V191H60ZM74 192V191H73ZM72 192V193H73ZM91 193H92V191H90ZM115 192H117V191H115ZM3 193V194H2ZM18 193V192H17ZM59 193V192H58ZM63 193V192H62ZM66 193H68V191L66 192ZM80 193V192H79ZM85 193V191L83 192V194ZM157 194H158V192H156ZM155 193V194H156ZM20 194V193H19ZM18 194V195H19ZM27 194L25 195V197H28L27 196ZM45 193H43V195H44ZM61 194V193H60ZM65 194V193H64ZM70 194V193H69ZM86 194V193H85ZM89 194V193H88ZM87 194V195H88ZM95 192H94V196H95ZM98 194V193H97ZM116 194V193H115ZM156 194V195H157ZM40 195H42V194H40ZM42 195V196H43ZM47 195H50V194H47ZM52 195V194H51ZM63 195V194H62ZM75 195H77V194H75ZM79 195V194H78ZM82 195V194H81ZM36 196V197H35ZM44 196H46V194L44 195ZM64 196V195H63ZM69 197H71V198H73L74 197V194L73 195H68ZM85 196V195H84ZM83 196V197H84ZM114 196H116V195H114ZM119 196V195H118ZM155 196V195H154ZM171 197H172V195H170ZM7 197V196H6ZM5 197V198H6ZM9 197V196H8ZM55 197V196H54ZM60 197H62V196H60ZM77 197V199H78V196H76ZM80 197V196H79ZM113 197V196H112ZM36 198V199H37ZM41 198V197H40ZM39 198V199H40ZM46 198V197H45ZM65 198V197H64ZM63 198V199H64ZM90 198H93V197H91L90 196ZM90 198L88 199V201H91L90 200ZM96 198V197H95ZM117 198V197H116ZM7 199V198H6ZM42 199V198H41ZM47 199H49V197L47 196ZM50 199H51V196H50ZM49 199V200H50ZM85 199H86V197H85ZM84 199V200H85ZM103 199V198H102ZM109 199V198H108ZM158 199V198H157ZM172 199H173V197H172ZM171 199V200H172ZM180 199V200H179ZM1 200V199H0ZM22 200V199H21ZM21 200H19V201H21ZM25 200V201H26ZM46 200V199H45ZM49 200H47L48 202H49ZM65 200H69V199H67V195H66V199ZM64 200V201H65ZM71 200V199H70ZM80 200V199H79ZM78 200V202L79 203H81L80 201ZM83 200V201H84ZM93 200V199H92ZM114 200V199H113ZM15 201H17V202H15ZM24 201V200H23ZM77 201V200H76ZM83 201H82V203H83ZM95 201V199L93 200V202ZM105 201V200H104ZM110 201H112L111 199H110ZM116 201H118L117 199H116ZM116 201H115V203H116ZM121 201V200H120ZM173 201H174V199H173ZM1 202H2V200H1ZM4 202H5V199H4ZM3 202V203H4ZM39 202V201H38ZM37 202V203H38ZM59 202H60V200H59ZM63 202V201H62ZM61 202V203H62ZM69 202V201H68ZM67 202V203H68ZM71 202H73V203H75L74 201H71ZM87 202V201H86ZM153 202H154V200H153ZM185 202V203H184ZM6 203V202H5ZM24 203V202H23ZM27 203L28 202H25L24 204H26L27 205ZM60 203V205H62ZM65 203H66V201H65ZM78 203V204H79ZM99 203V202H98ZM98 203L96 204V205H98ZM112 203H113V201H112ZM119 203V202H118ZM9 204V205H10ZM42 204V203H41ZM45 204V203H44ZM44 204H43V206H44ZM49 204H51L50 202H49ZM48 204V205H49ZM88 204V203H87ZM87 204L86 205H83V204H81V205H83V206H86V209H87ZM6 204H4V206H5ZM31 205V206H32ZM40 205V204H39ZM66 205V204H65ZM72 205V204H71ZM104 205H106L107 206V204H104ZM3 206V207H4ZM7 206V205H6ZM28 206V205H27ZM38 206V205H37ZM46 206V205H45ZM44 206V208L46 209L47 207H45ZM63 206V205H62ZM74 206H75V204H74ZM77 206V205H76ZM75 206V207H76ZM82 206V208H84ZM114 206V208H116L115 207V205H113ZM9 207V206H8ZM7 207V208H8ZM30 207V206H29ZM36 207V206H35ZM42 207V206H41ZM40 207V208H41ZM64 207H66V206H64ZM74 207V208H75ZM100 207V206H99ZM98 207V209H100ZM102 207V206H101ZM135 207V206H134ZM12 208V207H11ZM10 207H9V209H11ZM37 208V207H36ZM36 208H34V209H36ZM39 208V209H40ZM73 208V207H72ZM72 208H70V209H72ZM77 208V207H76ZM93 208V207H92ZM95 208V207H94ZM93 208V209H94ZM132 208V207H131ZM167 209H168V211H169V208L168 207H166ZM24 209H26V210H24ZM66 209H68V208H66ZM92 209V210H93ZM117 209V208H116ZM120 209H122V208H120ZM6 210V209H5ZM12 210H13V208H12ZM32 211H33V209H31ZM37 210H38V208H37ZM36 210V211H37ZM78 210H80V209H78ZM78 210H76V211H78ZM83 210V209H82ZM113 210V209H112ZM123 210V209H122ZM220 210V209H219ZM218 210V211H219ZM7 211H8V209H7ZM6 211V212H7ZM32 211H29V212H27V213H29V215L28 216H31V215H33L34 216V214H33V212ZM43 211H44V209H43ZM46 211V210H45ZM44 211V212H45ZM60 211H62V208L60 209ZM67 211V210H66ZM66 211H65V213H66ZM71 211V210H70ZM84 211H86V210H83V213L85 214V212ZM98 211V210H97ZM101 211V210H100ZM117 211H120V210H117ZM137 211V210H136ZM10 212H11V210H10ZM34 212H35V210H34ZM42 212V211H41ZM47 212V211H46ZM49 212V211H48ZM47 212V213H48ZM73 212V211H72ZM79 212H81V210L79 211ZM93 212V211H92ZM106 212V211H105ZM126 212V211H125ZM140 212H142L141 210H140ZM232 212V213H231ZM19 213V212H18ZM17 213V214H18ZM22 213V212H21ZM24 213H26V212H24ZM50 213V212H49ZM62 213H63V211H62ZM87 213V212H86ZM89 213V212H88ZM102 213V212H101ZM122 213V212H121ZM131 213V212H130ZM129 213V214H130ZM135 213V212H134ZM6 214V213H5ZM10 213H8V215H9ZM36 214H38V213H36ZM46 214V213H45ZM69 214V213H68ZM71 214V213H70ZM89 214H93L94 215V213H91V211H90V213ZM108 214V213H107ZM110 214H112V213H110ZM114 214V213H113ZM116 214V213H115ZM127 214V213H126ZM138 214V213H137ZM220 214V213H219ZM49 215V214H48ZM67 215V214H66ZM83 215V214H82ZM92 215V216H93ZM109 215V214H108ZM131 215H133L132 213H131ZM142 215V214H141ZM27 216V215H26ZM27 216V217H28ZM36 216V215H35ZM34 216V217H35ZM68 216V215H67ZM79 217H80V215H78ZM94 216H96V215H94ZM102 216V215H101ZM9 217V216H8ZM39 217V216H38ZM37 217V219H35L37 222V225H38V227H39V233H40V228L42 227L41 225V220L39 221V219L40 218H38ZM40 217H43V215L41 216L40 215ZM74 217V216H73ZM77 217V216H76ZM82 217V216H81ZM86 217H88V216H86ZM90 217V216H89ZM106 217L107 216H105V219H106ZM2 218H4V217H2ZM7 218V217H6ZM30 218V217H29ZM31 218H33V217H31ZM65 219H66V217H64ZM85 218V217H84ZM91 218V217H90ZM103 218V217H102ZM107 218H109V217H107ZM115 218V217H114ZM119 218L121 219V217L119 216ZM135 218V217H134ZM10 219V218H9ZM9 219H8V221H9ZM18 219V218H17ZM34 219V218H33ZM52 219V218H51ZM63 219V218H62ZM67 219H68V217H67ZM112 219V218H111ZM126 219V218H125ZM132 219H133V217H132ZM4 220V219H3ZM15 220V219H14ZM23 220V219H22ZM89 220V219H88ZM93 220H95V219H93ZM107 220H109V219H107ZM117 220V219H116ZM116 220H115V223H116ZM122 220V219H121ZM124 220V219H123ZM122 220V221H123ZM128 220V219H127ZM63 221V220H62ZM72 221V220H71ZM122 221H121V223H122ZM1 222H2V219H1ZM7 222V221H6ZM74 222V221H73ZM119 222H120V220H119ZM117 223V225H119V226H117L116 227V225H115V227L118 229L119 227H120V225H121V223ZM126 222V221H125ZM131 222V221H130ZM17 223V222H16ZM78 223V222H77ZM87 222H85V224H86ZM88 223H89V221H88ZM91 223H94V222H92L91 221ZM112 223H113V220H112ZM136 223V222H135ZM2 224V223H1ZM9 224V223H8ZM59 224V223H58ZM82 224H84V223H82ZM105 224H107V223H104V225ZM114 224V223H113ZM113 224H112V226H113ZM36 225V226H37ZM61 225V224H60ZM93 225V224H92ZM96 225V224H95ZM94 225V227H96ZM124 225H126V224H124ZM133 225V224H132ZM221 225V224H220ZM238 225V224H237ZM1 226V225H0ZM65 226V225H64ZM82 226V225H81ZM81 226H79L80 227V229H81ZM88 226V225H87ZM6 227V226H5ZM9 227V226H8ZM17 227V226H16ZM20 227V226H19ZM60 227V226H59ZM63 227V226H62ZM70 227H71V225H70ZM84 227V226H83ZM126 227V226H125ZM132 227V226H131ZM233 227H235V226H233ZM243 227V228H244ZM1 228H4V227H1ZM10 228V227H9ZM26 228V227H25ZM24 228V229H25ZM37 228V227H36ZM36 228H35V230H36ZM88 228V227H87ZM97 228V227H96ZM110 228V227H109ZM133 228V227H132ZM221 228V227H220ZM244 228V229H245ZM5 229V228H4ZM4 229H1V230H3L4 231ZM19 229V228H18ZM17 229V230H18ZM28 229V228H27ZM44 229V228H43ZM65 229V228H64ZM64 229L62 230V232L64 231ZM70 229V228H69ZM79 229V228H78ZM91 229V228H90ZM100 229V228H99ZM105 229H106V227H105ZM112 229V228H111ZM123 229V228H122ZM137 229V228H136ZM55 230V229H54ZM68 230V229H67ZM118 230H120V232H122L121 231V227H120V229H118ZM231 230V229H230ZM11 231V230H10ZM73 231V230H72ZM71 231V232H72ZM93 231H95V230H93ZM108 231V230H107ZM135 231V230H134ZM27 232V231H26ZM65 232L67 233V231L65 230ZM64 232V233H65ZM70 232V231H69ZM217 232V231H216ZM8 233H10V232H8ZM38 233V232H37ZM65 233V234H66ZM76 233V232H75ZM81 233V232H80ZM91 233H92V230H91ZM91 233H90V235H91ZM108 233V232H107ZM127 233V232H126ZM218 233V232H217ZM4 234V233H3ZM7 234V233H6ZM12 234V233H11ZM14 234H15V229H14ZM29 234V233H28ZM64 234V235H65ZM86 234H88V233H86ZM118 234H120V233H118ZM244 234V233H243ZM24 235V234H23ZM104 235V234H103ZM105 235H107V234H105ZM110 235V234H109ZM212 235V234H211ZM213 235H214V233H213ZM215 235H216V233H215ZM245 235V234H244ZM9 236V235H8ZM47 236V235H46ZM73 236H74V234H73ZM87 236V235H86ZM115 236V235H114ZM208 236V235H207ZM248 236V235H247ZM250 236V235H249ZM33 237V236H32ZM48 249H47V252L46 253H48L49 254V257H51V258H57L58 260H60L59 262H61V259H63V256H62V254H61V250L62 251H64V247L66 246V245H64L63 244V246H58V245H60V244H58L60 241H59V238H58V236H57V234L55 233V231H51L50 232V234H48ZM65 237V236H64ZM66 237H69L68 236V233H67V236ZM92 237V236H91ZM100 237V236H99ZM102 237V236H101ZM112 237V236H111ZM127 237V236H126ZM125 237V238H126ZM131 237H133V236H131ZM179 236H177V238H178ZM183 237V236H182ZM204 237V236H203ZM197 238L198 240H196V242H195V248H193V250L195 249V251H196V253H199V255H200V257L204 260V259H207V258H211L212 260H214L215 261V264H225L224 263V257L222 256V254L221 253H216L215 252V248L214 249H212L211 248V244H210V241H209V238L208 239H206V237H204V238ZM210 237V236H209ZM246 237V236H245ZM250 237V238H251ZM41 238H42V235H41ZM63 238V237H62ZM71 238H75V237H71ZM71 238H70V240H71ZM79 238V237H78ZM98 238V237H97ZM97 238H96V240H97ZM137 238H138V235H137ZM185 238V237H184ZM213 238V237H212ZM11 239V238H10ZM30 239V238H29ZM80 239V238H79ZM91 239V238H90ZM94 239V238H93ZM105 239H108L109 240V238L107 237V238H105ZM104 239V240H105ZM112 239V238H111ZM124 239V238H123ZM132 238H130V240H131ZM183 239V238H182ZM214 239V238H213ZM244 239V238H243ZM28 240V239H27ZM32 240V239H31ZM42 240V239H41ZM65 240V239H64ZM74 239H72L71 241H73ZM103 240V241H104ZM125 240H128V239H125ZM26 241V240H25ZM36 241V240H35ZM34 241V242H35ZM91 241V240H90ZM133 241H135V239L133 238ZM211 241H214V240H212L211 239ZM245 241V240H244ZM249 241V240H248ZM18 242V241H17ZM21 242V241H20ZM23 242V241H22ZM30 242V241H29ZM28 242V243H29ZM32 242V241H31ZM41 241H39V243H40ZM75 242V245L77 244L76 243V240L74 241ZM74 242H73V245H74ZM85 242V241H84ZM108 242V241H107ZM123 242V241H122ZM131 242V241H130ZM250 242V241H249ZM254 242V243H253ZM12 243V242H11ZM19 243V242H18ZM27 243V242H26ZM83 243V242H82ZM132 243L133 242H131V245H132ZM135 243V242H134ZM246 243V242H245ZM17 244V243H16ZM22 244V243H21ZM25 244V243H24ZM29 244H31V243H29ZM28 244V245H29ZM33 244V243H32ZM71 244V243H70ZM104 244H105V242H104ZM106 244H108V243H106ZM105 244V245H106ZM110 244V243H109ZM138 244V243H137ZM251 244V243H250ZM5 245H6V243H5ZM26 245V244H25ZM28 245H26V246H28ZM36 245V244H35ZM98 245H99V243H98ZM97 245V246H98ZM124 245V244H123ZM128 245H130L129 243H128ZM127 245V246H128ZM128 246L129 248L131 247L132 248V246ZM245 245V244H244ZM247 245V244H246ZM16 246V245H15ZM18 246V248H19V244L17 245ZM32 245H30V247H31ZM44 246V245H43ZM77 246H79V244L77 245ZM73 247V251H74V249L75 248H78V247ZM86 246V245H85ZM110 246V245H109ZM126 246V247H127ZM12 247V246H11ZM60 247V248H59ZM63 247V248H62ZM68 247H69V245H68ZM83 247V246H82ZM103 247V244H102V246H101V248ZM139 247V246H138ZM32 248V247H31ZM62 248V249H61ZM67 247H65V250L67 251V249H66ZM70 248V247H69ZM68 248V249H69ZM136 248V247H135ZM28 249H30V248H28ZM27 249V250H28ZM33 250H32V253H31V250H30V253H27L26 251L24 252V254L21 256L20 255V263L21 264H42V260H43V258H42V254L40 253V251H39V248H37V247H33L32 248ZM61 249V250H60ZM80 248H78L77 249V251L79 250ZM94 249V248H93ZM103 249V248H102ZM122 249V248H121ZM128 248H126L125 250H127ZM133 249H134V247H133ZM22 250V249H21ZM81 250V249H80ZM79 250V251H80ZM86 250V249H85ZM98 250H99V248H98ZM101 250V249H100ZM104 250H105V248H104ZM103 250V251H104ZM18 251H20V250H18ZM24 251V250H23ZM72 251V252H73ZM76 251V252H77ZM78 251V252H79ZM109 251V250H108ZM128 252H129V255H130V251H131V253H132V250L130 249V251H129V249L127 250ZM126 251V252H127ZM138 251V250H137ZM217 251V250H216ZM14 252V251H13ZM20 252H22V251H20ZM75 252V251H74ZM95 251H93V253H94ZM123 252V251H122ZM134 252V251H133ZM62 253H64V252H62ZM82 253V252H81ZM100 253V252H99ZM103 253H105V252H103ZM195 253V252H194ZM14 254H17V253H14ZM14 254H13V256H14ZM91 254V253H90ZM114 254V253H113ZM116 254V253H115ZM133 254H135V253H133ZM19 255V254H18ZM69 255L71 256V254L69 253ZM75 257H77V259H78V255H77V253H76V255L75 254H73ZM81 255V254H80ZM79 255V257L82 259V257H83V255L82 256H80ZM97 255H98V253H97ZM103 255V254H102ZM124 255H125V252H124ZM128 255V254H127ZM65 256H67V252H66V254H65ZM64 256V257H65ZM74 256H72V257H74ZM95 256V255H94ZM111 256V255H110ZM110 256H109V258H110ZM133 256V255H132ZM132 256H131V258H132ZM16 257V256H15ZM19 257V256H18ZM69 257V256H68ZM85 257V256H84ZM92 257V256H91ZM104 256H102L101 257V259L103 258ZM108 257V256H107ZM125 257V256H124ZM214 257V258H213ZM48 258V257H47ZM88 258V257H87ZM100 257H98V259H99ZM105 258V257H104ZM104 258H103V262H105L104 261ZM128 258V257H127ZM135 258V257H134ZM11 259V258H10ZM12 259H14V258H12ZM67 259V258H66ZM115 259V258H114ZM113 259V260H114ZM117 259V258H116ZM145 259V258H144ZM47 260V259H46ZM49 260V259H48ZM69 260V259H68ZM75 260V259H74ZM16 261H17V259H16ZM51 261V260H50ZM70 261V260H69ZM87 261V260H86ZM91 261V260H90ZM107 261V260H106ZM130 261V260H129ZM145 261V260H144ZM54 262V261H53ZM65 262V261H64ZM66 262H67V260H66ZM74 262V261H73ZM78 262H79V264H80V259L78 260ZM88 262V261H87ZM86 262V263H87ZM210 262V261H209ZM250 262V261H249ZM47 263V262H46ZM63 263V262H62ZM69 263V262H68ZM76 263H77V260H76ZM86 263H84V264H86ZM90 263V262H89ZM88 263V264H89ZM98 263V262H97ZM96 263V264H97ZM139 263V262H138ZM207 263V262H206ZM214 263V262H213ZM45 264V263H44ZM67 264V263H66ZM70 264H71V262H70ZM73 264V263H72ZM83 264V263H82ZM92 264V263H91ZM104 264H106V263H104ZM128 264H129V262H128ZM134 264H136V263H134ZM141 264V263H140Z\"/></svg>",
  "mask_w": 264,
  "mask_h": 264
}]
</instances>
